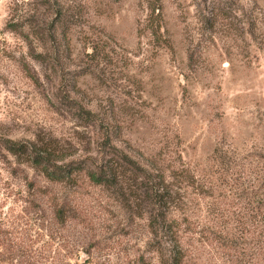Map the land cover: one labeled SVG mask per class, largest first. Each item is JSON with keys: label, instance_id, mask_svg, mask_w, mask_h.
<instances>
[{"label": "rangeland", "instance_id": "obj_1", "mask_svg": "<svg viewBox=\"0 0 264 264\" xmlns=\"http://www.w3.org/2000/svg\"><path fill=\"white\" fill-rule=\"evenodd\" d=\"M105 135L164 173L169 233L139 178L54 183L0 149V264H158V241L264 264V0H0V138L66 163Z\"/></svg>", "mask_w": 264, "mask_h": 264}, {"label": "trees", "instance_id": "obj_2", "mask_svg": "<svg viewBox=\"0 0 264 264\" xmlns=\"http://www.w3.org/2000/svg\"><path fill=\"white\" fill-rule=\"evenodd\" d=\"M75 116L80 119L90 120L91 113L81 108L76 109ZM105 135L104 141L99 146L100 156L96 161L72 160L63 163V156L48 145L36 146L29 142H14L1 136L0 149L7 153L24 157L28 164L37 169L48 181L54 183H68L75 180L76 175H83L88 182L105 188L121 187L125 177L133 176L140 179L143 204L148 213L151 232L155 238L159 233H169L166 219L167 210L165 196L168 187L165 184L164 173L153 176L149 165H140L130 159L122 150L111 144ZM64 215L63 207L56 211L60 220ZM158 264H182L177 247L165 250L158 241Z\"/></svg>", "mask_w": 264, "mask_h": 264}]
</instances>
